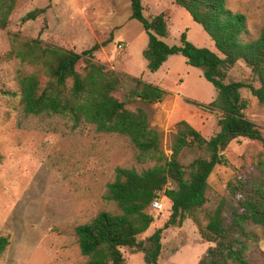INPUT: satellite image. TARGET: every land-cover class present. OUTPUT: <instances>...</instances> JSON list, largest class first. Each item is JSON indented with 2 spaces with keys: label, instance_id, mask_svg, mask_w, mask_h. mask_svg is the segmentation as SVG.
Returning <instances> with one entry per match:
<instances>
[{
  "label": "rangeland",
  "instance_id": "rangeland-1",
  "mask_svg": "<svg viewBox=\"0 0 264 264\" xmlns=\"http://www.w3.org/2000/svg\"><path fill=\"white\" fill-rule=\"evenodd\" d=\"M142 2L145 16L167 13L169 36L162 38L167 44H181V35L187 32L188 40L196 46L218 52L202 25L175 0ZM46 6V13L37 19L23 20L27 12ZM227 6L247 15L252 37L260 34L264 0H227ZM131 14V0H24L8 28L0 29V235L10 236L0 264L85 263L87 257L80 252L75 227L99 211L118 212L117 205L106 198L116 167L141 171L155 164L139 162L137 149L123 135L100 132L90 124L73 129V123L59 115L26 114L20 97L11 92L19 90V75L31 72L33 66L17 57H6L12 47L10 33L40 37L44 42L79 53L111 39L96 51L95 61L120 73L118 96L122 100L131 107L141 105L131 96L138 87L133 77L168 92L162 102L148 107L152 126L163 132V147L168 155L179 121H188L208 139L220 129L218 110L186 100L210 103L217 97L214 85L201 69L187 64L182 54L170 55L157 72H150L143 55L149 36ZM228 80L259 86L243 60L230 69ZM241 92L248 102L245 115L264 131V105L249 88H242ZM261 149L260 143L244 137L230 143L224 152V163L217 165L209 177L207 201L196 212L200 222H208L229 179L241 166L250 164ZM208 155L204 149L189 146L182 151L180 161L188 166L196 158ZM159 197L164 202L163 210L150 209L155 221L139 239L147 240L171 214V201L163 192ZM253 229L259 240L248 251V258L253 264H264V228ZM161 242L160 264H197L212 244L202 239L192 218H187L182 226L164 229ZM122 251L126 264H146L143 252L126 247Z\"/></svg>",
  "mask_w": 264,
  "mask_h": 264
},
{
  "label": "trees",
  "instance_id": "trees-1",
  "mask_svg": "<svg viewBox=\"0 0 264 264\" xmlns=\"http://www.w3.org/2000/svg\"><path fill=\"white\" fill-rule=\"evenodd\" d=\"M23 2L0 0V29L8 28ZM175 2L202 25L218 52L196 46L188 40L187 32L182 33L181 44H167L162 39L169 36L167 13L145 16L142 0H131V18L140 21L149 36L143 51L148 70L157 72L170 55L182 54L186 63L201 69L217 90L216 99L208 104L191 99L187 102L218 110L221 115L220 129L209 139L188 121H179L169 155L163 147V132L152 126L148 110L151 104L162 102L168 92L133 77L138 87L131 96L141 105L131 107L122 100L118 96L120 73L95 61L96 51L111 39L79 53L44 42L40 37L10 33L12 47L6 57H17L33 66L31 72L19 75V90L11 92L20 97L26 114L59 115L67 117L73 129L90 124L100 132L123 135L137 149L139 162L155 163L141 171L116 167L115 178L107 185L106 198L117 205L118 212L99 211L91 220L75 227L80 252L87 257L83 264H126L123 247L143 252L146 264H160L163 230L182 226L187 218L197 223L202 239L212 243L197 264H253L248 251L259 240L253 227L264 228V131L245 115L248 102L241 90L249 88L264 105V21L260 34L254 38L247 15L230 9L227 0ZM47 9L48 6L37 7L27 12L23 20H35ZM240 60L251 69L259 86L228 80L230 69ZM240 137L260 143L262 149L229 179L218 205L203 224L196 212L207 201L209 177L217 165L224 163V152L230 143ZM189 146L204 149L209 155L184 166L180 155ZM160 192L171 201V214L147 240L139 239L155 221L150 209ZM9 244L10 236L0 235V261Z\"/></svg>",
  "mask_w": 264,
  "mask_h": 264
},
{
  "label": "built area",
  "instance_id": "built-area-1",
  "mask_svg": "<svg viewBox=\"0 0 264 264\" xmlns=\"http://www.w3.org/2000/svg\"><path fill=\"white\" fill-rule=\"evenodd\" d=\"M120 47H122V45H120ZM163 207H164V202L159 196L156 197L151 204V208L157 211L163 210Z\"/></svg>",
  "mask_w": 264,
  "mask_h": 264
}]
</instances>
